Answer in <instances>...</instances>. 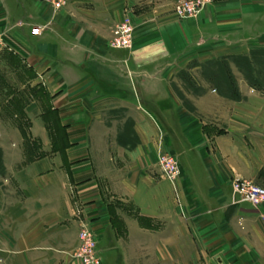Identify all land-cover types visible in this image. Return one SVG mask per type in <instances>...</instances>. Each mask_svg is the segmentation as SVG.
Segmentation results:
<instances>
[{
    "label": "crops",
    "instance_id": "0c3cea01",
    "mask_svg": "<svg viewBox=\"0 0 264 264\" xmlns=\"http://www.w3.org/2000/svg\"><path fill=\"white\" fill-rule=\"evenodd\" d=\"M175 1L0 0V264H82L79 219L99 264H264V203L230 186L264 188V93L230 61L238 100L191 75L264 50V0ZM124 12L131 47L110 48Z\"/></svg>",
    "mask_w": 264,
    "mask_h": 264
},
{
    "label": "built area",
    "instance_id": "2783aa9c",
    "mask_svg": "<svg viewBox=\"0 0 264 264\" xmlns=\"http://www.w3.org/2000/svg\"><path fill=\"white\" fill-rule=\"evenodd\" d=\"M41 1L48 3L53 10L60 8L66 2V0ZM206 1L210 0H179L173 6V12L179 17L193 15L199 11ZM124 13L122 19L111 28L110 37L107 42L110 48L128 49L131 46L133 28L129 17L126 15V12ZM38 32V27L30 29L31 34H37ZM3 48L4 43L0 35V50ZM156 166L160 176L164 177L171 183L179 174V167L175 157L162 151L160 142H157ZM230 186L239 201L246 202L253 207H257L264 203V188L252 181L235 177L231 179ZM75 215L78 217V211L75 212ZM260 218L264 223V216H260ZM78 224V241L74 254L80 258L82 264H99L100 261L94 248L95 240L91 231L82 219L78 220Z\"/></svg>",
    "mask_w": 264,
    "mask_h": 264
},
{
    "label": "trees",
    "instance_id": "16d2710c",
    "mask_svg": "<svg viewBox=\"0 0 264 264\" xmlns=\"http://www.w3.org/2000/svg\"><path fill=\"white\" fill-rule=\"evenodd\" d=\"M241 72L246 83L264 93V50L252 51L249 56L234 55L226 58L209 60L204 64L202 75L205 80L221 95L238 100L240 95L230 72L228 62ZM254 65L259 66L262 77L255 76Z\"/></svg>",
    "mask_w": 264,
    "mask_h": 264
},
{
    "label": "rangeland",
    "instance_id": "374dc122",
    "mask_svg": "<svg viewBox=\"0 0 264 264\" xmlns=\"http://www.w3.org/2000/svg\"><path fill=\"white\" fill-rule=\"evenodd\" d=\"M179 0H176L175 2H174V4H173V6L178 2ZM212 0H210V1H206L203 5H202V7L199 9V11L207 4V3H209V2H211ZM173 6H172V12H173ZM199 11L198 12H196L195 14H193V15H189V16H185V17H179V16H177V15H175V13L173 12V14H174V16L176 17V18H178V19H183V18H189V17H194V16H196L198 13H199ZM131 25H132V23H131ZM132 28H133V25H132ZM132 34H133V29H132ZM131 44H132V41H131ZM131 47V46H130ZM205 68V67H204ZM204 68H202V69H200L199 68V70H194V71H191V75L192 76H194V77H199V76H201V77H203V75H202V73H201V71L204 69ZM236 69V68H235ZM236 71V70H235ZM239 71V70H238ZM259 71H260V69H259V66H257V65H254V73H255V76L257 77V78H261L262 77V74H260L259 73ZM230 72H231V70H230ZM239 73H241V72H239ZM232 74V73H231ZM188 76H190V75H188ZM242 76V75H241ZM232 77H233V79L235 78L234 77V75L232 74ZM183 80H184V84H182V86H181V88L183 89V90H185V91H193V93H194V90H196V88H194V86L193 85H190V84H187V81H185V79L184 78H182ZM234 81H235V84H236V80L234 79ZM263 89H264V87H263ZM92 233V232H91ZM93 235V234H92ZM93 238H94V236H93ZM94 246H95V242H94ZM95 248V247H94ZM95 252H96V250H95ZM75 250L72 252V255L74 256V257H76V258H78L75 254ZM98 256V255H97ZM99 258V257H98ZM79 259V261L81 262V260H80V258H78ZM100 261V260H99ZM82 263V262H81Z\"/></svg>",
    "mask_w": 264,
    "mask_h": 264
}]
</instances>
